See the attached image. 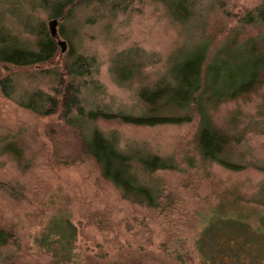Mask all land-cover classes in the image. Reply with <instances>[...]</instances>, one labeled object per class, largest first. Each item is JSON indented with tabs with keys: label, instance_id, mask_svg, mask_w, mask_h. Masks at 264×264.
Here are the masks:
<instances>
[{
	"label": "rangeland",
	"instance_id": "374dc122",
	"mask_svg": "<svg viewBox=\"0 0 264 264\" xmlns=\"http://www.w3.org/2000/svg\"><path fill=\"white\" fill-rule=\"evenodd\" d=\"M41 4L0 0V25L26 43L32 39L27 28L38 22L52 25L56 36L63 30L80 52L98 62L93 77L82 80L84 109L99 104L138 114L139 87H152L165 75L169 59L202 42L208 44L207 60L224 57L222 50L239 19L264 0H190L191 17L184 24L158 0H93L63 22L50 17ZM250 36L263 37L264 26L244 28L237 42ZM61 40L63 51L51 63L20 68L0 64V78L12 75L21 90L38 87L52 94L70 45L58 36ZM134 49L145 53L144 65L129 82L118 85L112 59L125 60ZM211 116L218 128L234 135L228 151L243 169L232 171L201 159L196 116L190 122L156 126L100 119L90 124L126 151L172 162L174 168L151 173L134 167L139 181L157 195L156 204L149 206L123 196L102 176L84 151L79 130L58 113L36 114L0 90V228L11 235L0 246V264H207L210 256L218 257L224 231L237 230L231 218L247 222L250 230L261 229L264 79L250 94L221 103ZM9 143L20 149V157L6 151ZM59 221L75 228L67 253L59 236L51 234ZM211 223L214 228L207 229ZM46 234L48 241L42 244L39 240Z\"/></svg>",
	"mask_w": 264,
	"mask_h": 264
},
{
	"label": "trees",
	"instance_id": "16d2710c",
	"mask_svg": "<svg viewBox=\"0 0 264 264\" xmlns=\"http://www.w3.org/2000/svg\"><path fill=\"white\" fill-rule=\"evenodd\" d=\"M91 1L40 0V3L50 17L63 22L74 15L78 6H89ZM95 1L102 3L105 0ZM158 1L173 19L182 24L191 17L190 0ZM259 25L264 26V5L239 19L231 32L232 37L228 38L227 48L222 50L224 57L207 60V42L177 53L176 57L166 62L165 75L152 87H139L137 94L142 109L138 114L112 111L99 104L84 109L80 98L82 80L93 77L98 62L95 56L80 52L63 30H60L58 36L70 45L62 59V75L58 77L55 74L57 81L51 88L52 94L38 87L21 90L12 75L0 78V90L5 97L36 114L58 113L66 124L79 130L84 151L99 165L105 179L120 189L123 196L153 206L157 195L147 184L139 181L134 167L151 173L174 168L172 162L150 153L126 151L119 147L114 137L107 136L96 127L90 128V124L100 119L136 126H156L182 124L196 116V143L201 159L215 162L232 171L243 169L244 165L233 160L228 151L231 141L234 142V135L213 123L211 111L223 102L250 94L264 79V36H250L242 43L237 42L239 31ZM27 30L32 39L26 43L17 36L13 37L11 32L0 25V64L15 68L47 64L63 51L64 40L59 43L58 36H52L51 28L45 22L30 25ZM144 54L134 49L125 60L118 57L112 59V73L118 85L129 82L140 71L144 65ZM96 91L98 88H95ZM5 148L7 152L20 157V149L15 144L9 143ZM59 222L51 226L50 233L59 236L61 246L67 253L74 241L75 228L67 221ZM229 222L237 230L231 228L224 231L223 234L228 238L221 235L218 257L210 256L207 264H264V226L250 230L246 227L247 222L240 219L231 218ZM213 226L211 223L207 229ZM238 233L240 238H234ZM10 238L11 235L0 228V246L5 245ZM39 241L45 244L48 234ZM200 251L202 255L209 256L204 250Z\"/></svg>",
	"mask_w": 264,
	"mask_h": 264
},
{
	"label": "water",
	"instance_id": "95a60500",
	"mask_svg": "<svg viewBox=\"0 0 264 264\" xmlns=\"http://www.w3.org/2000/svg\"><path fill=\"white\" fill-rule=\"evenodd\" d=\"M52 24L55 25L56 24V21H53ZM51 28H52V25H51ZM51 34H52V36H56V32H55L54 29H51ZM59 43H62V42L59 41Z\"/></svg>",
	"mask_w": 264,
	"mask_h": 264
}]
</instances>
